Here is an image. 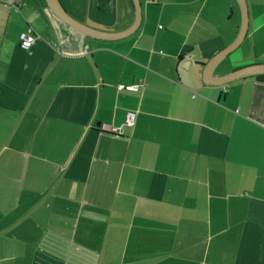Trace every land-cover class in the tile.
Listing matches in <instances>:
<instances>
[{"label":"crops","instance_id":"crops-1","mask_svg":"<svg viewBox=\"0 0 264 264\" xmlns=\"http://www.w3.org/2000/svg\"><path fill=\"white\" fill-rule=\"evenodd\" d=\"M60 2L97 31L135 21L132 0ZM245 3L216 77L264 64V0ZM140 5L103 40L0 0V264H264V73L203 76L240 4Z\"/></svg>","mask_w":264,"mask_h":264},{"label":"water","instance_id":"water-1","mask_svg":"<svg viewBox=\"0 0 264 264\" xmlns=\"http://www.w3.org/2000/svg\"><path fill=\"white\" fill-rule=\"evenodd\" d=\"M132 1H133L134 8H135V21L133 25L127 30L119 32V33H106V32L97 31L95 29H92L91 27L73 18L64 9L60 0H45L50 10L60 20H62L66 24L70 25L71 27L91 37H94L97 39H103V40L119 39V38L128 36L129 34H132L138 28L140 21H141L140 0H132ZM238 2L240 4L241 11H242V25H241L240 32L238 36L236 37V39L229 46L225 47L224 49L219 51L217 54H215L205 65L203 76H204V82L207 84L222 85L230 81H233L234 79H237L239 77H245L249 75L264 73V64H255V65H249V66L240 68L236 71H233L232 73H229L227 75H223L220 77H216L213 75V71L217 67V65L228 54L234 51L242 43L246 35L247 25H248L247 24L248 15H247L246 3H245V0H238Z\"/></svg>","mask_w":264,"mask_h":264},{"label":"built area","instance_id":"built-area-1","mask_svg":"<svg viewBox=\"0 0 264 264\" xmlns=\"http://www.w3.org/2000/svg\"><path fill=\"white\" fill-rule=\"evenodd\" d=\"M36 39V35L34 33V31L32 30V28H28L24 31H22L19 35V46L21 49L27 51L30 49V47L32 46V44L34 43ZM143 86L142 82H138L132 85H127V86H119V88L122 89H126L129 91H139ZM132 118L133 115H129L128 119H127V123H132ZM117 135V133H115Z\"/></svg>","mask_w":264,"mask_h":264}]
</instances>
